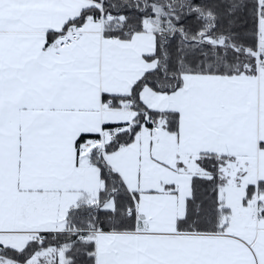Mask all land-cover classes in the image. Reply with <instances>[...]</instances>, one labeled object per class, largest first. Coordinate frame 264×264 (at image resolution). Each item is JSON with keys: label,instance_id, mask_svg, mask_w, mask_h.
<instances>
[{"label": "snow or ice", "instance_id": "1", "mask_svg": "<svg viewBox=\"0 0 264 264\" xmlns=\"http://www.w3.org/2000/svg\"><path fill=\"white\" fill-rule=\"evenodd\" d=\"M0 264H264V0H0Z\"/></svg>", "mask_w": 264, "mask_h": 264}]
</instances>
